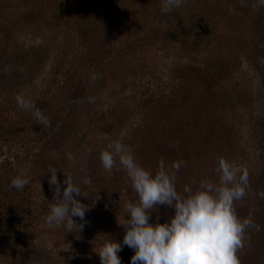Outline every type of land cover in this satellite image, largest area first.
Here are the masks:
<instances>
[{"label":"rangeland","instance_id":"rangeland-1","mask_svg":"<svg viewBox=\"0 0 264 264\" xmlns=\"http://www.w3.org/2000/svg\"><path fill=\"white\" fill-rule=\"evenodd\" d=\"M117 138L153 171L181 162V192L218 181L221 158L246 171L235 207L253 226L239 257L264 264V6L184 0L165 12L162 0H0V264H100L103 242L122 241L118 221L138 197L124 171L101 164ZM49 166L86 196L78 198L90 210L74 217L82 232L45 222L59 199ZM25 174L23 190L10 186ZM172 214L160 206L151 217ZM132 254L122 248L123 264Z\"/></svg>","mask_w":264,"mask_h":264},{"label":"clouds","instance_id":"clouds-1","mask_svg":"<svg viewBox=\"0 0 264 264\" xmlns=\"http://www.w3.org/2000/svg\"><path fill=\"white\" fill-rule=\"evenodd\" d=\"M184 0H162V10L170 12L182 6ZM264 6V0H258ZM96 74L91 79L95 80ZM18 106L32 114L33 120L50 127L49 118L34 100L18 95ZM90 102H94L90 98ZM106 171L114 168L126 173L138 200L128 201L125 218L118 221L124 229L122 241L106 239L96 251L100 264H123L119 253L124 246L133 250L130 264H241L239 252L245 246L246 233L253 226L251 217L241 218L235 204L244 198L248 174L239 171L227 159L218 160V181L201 179L197 187L184 185L177 190L176 172L181 162L161 161L155 171L137 162L133 150L120 138L111 141L100 153ZM48 183L59 199L49 206L45 222L49 226H64L66 232H82L89 207L78 198L85 196L71 177L63 187L57 178V168L49 166ZM31 182L28 175L11 179L10 186L23 190ZM84 184L90 183L85 178ZM264 195V194H262ZM86 197V196H85ZM160 206L174 209L168 220L161 223L151 213ZM258 230V226H257Z\"/></svg>","mask_w":264,"mask_h":264}]
</instances>
